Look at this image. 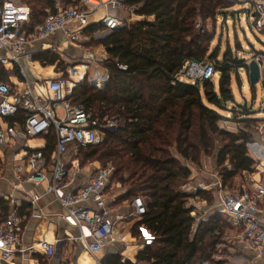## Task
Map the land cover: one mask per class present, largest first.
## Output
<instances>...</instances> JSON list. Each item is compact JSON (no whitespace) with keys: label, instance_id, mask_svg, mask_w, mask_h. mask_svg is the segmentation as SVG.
<instances>
[{"label":"trees","instance_id":"trees-1","mask_svg":"<svg viewBox=\"0 0 264 264\" xmlns=\"http://www.w3.org/2000/svg\"><path fill=\"white\" fill-rule=\"evenodd\" d=\"M26 2L31 8L26 23L30 29L58 4L56 0ZM124 4L131 6L136 17L125 27L97 38L105 30L102 22L92 21L84 29L90 37L88 46L105 49L101 65L109 79L103 89L80 82L70 102L83 105L93 117L115 119L116 126L101 143L79 147L77 158L82 167L88 162L114 167L113 177L125 187L118 200L141 196L145 202L146 212L134 222L132 233L139 237L137 227L143 225L156 238L137 252L136 262L119 252H107L101 264L214 262L212 256L230 226L213 211L193 230L196 217L189 199L205 197L211 204L212 198L207 191L189 193L181 186L190 178V165L202 166L204 156L216 154L215 166L226 189H232L237 176L256 170L257 161L245 143L253 138L261 120L252 116L249 106L235 102L232 90L233 77L239 79L241 68L247 73V65L230 49L219 57V47H211L216 19L226 16L234 0H124ZM208 21L213 24L211 33ZM33 60L53 65L60 55L49 49L35 50ZM203 60L214 64L219 75L216 84L214 80L191 83L180 79L186 62ZM119 64L126 69L118 68ZM12 76L18 77L17 68L8 70L0 64V81L13 83ZM220 111L231 112L232 123L239 125L237 131L221 126L224 115ZM24 116L20 110L1 120L20 124ZM53 144L51 131L45 149L48 156ZM0 202L5 213L10 206ZM29 212V203L24 201L20 214L27 218ZM34 258L39 264H49L46 256L34 254Z\"/></svg>","mask_w":264,"mask_h":264},{"label":"built area","instance_id":"built-area-1","mask_svg":"<svg viewBox=\"0 0 264 264\" xmlns=\"http://www.w3.org/2000/svg\"><path fill=\"white\" fill-rule=\"evenodd\" d=\"M244 1L249 5L241 19L248 22L249 29L263 32L264 0ZM70 2L66 6L57 4L52 11L47 9L43 21L30 29L26 25L31 12L27 4L0 0V52H3L0 54V64L16 67L19 77H15L13 83L0 81V150L21 142L15 147L14 159L17 163L10 184L13 189H18L24 182L33 187H42V192L26 191V202L30 206L29 218H43L39 202L44 194H51L61 207V212L53 215L78 231L77 236L61 234L55 235L52 240L43 238L24 244L22 234L27 228L28 217L20 214L21 203L18 199L0 193V200L10 206L4 213L0 202V264H23L24 260L34 254L52 258L57 256L61 244L67 240L77 242L91 255H95L119 238L117 223L126 217L138 220L146 212L143 197L135 196L128 202L127 215L115 214L113 203L125 192V187L113 177L114 167L110 164L100 166L97 162H88L82 167L77 158L79 147L101 143L106 133L116 126L115 119L93 117L83 105L70 102L74 88L84 80L98 89L105 87L109 79L108 71L101 65L105 49L102 55L88 51L87 59L82 61L68 62L60 58L54 66L56 75L42 78L39 82L42 96L34 91L27 64L33 61L35 44L44 43L46 38L58 31H61L65 43L80 41L85 27L100 10L104 11L99 19L105 26L103 32L125 27L133 16L131 6L125 5L124 0ZM119 8H126L129 15L122 18L114 14L113 11ZM45 47L41 46L38 50L47 49ZM245 49L250 51L248 46ZM254 51L242 56L238 53L237 57L246 65L250 60H255L259 65L260 80H264V53ZM89 61H95L93 69ZM118 68L124 70L126 66L119 64ZM178 75L180 79L194 83L213 80L218 72L212 62L203 60L186 62ZM59 107L61 112H58ZM20 110L25 112L20 124L15 122L10 125L1 120L12 117ZM231 117V112L227 111L221 125L226 127ZM51 131L54 133V144L48 156L45 149ZM257 132L259 139L252 138L246 141L245 146L248 154L255 161L261 162L264 161V120L257 127ZM30 140L42 143L32 146ZM80 173L87 174L86 182L71 189L74 178ZM215 184L220 192L219 213L230 225L239 229L238 238L246 247L263 254L264 224L258 213L264 199V185L241 184L230 190H222L220 181ZM210 186L201 181L188 191L196 193L197 189L206 190ZM89 203L92 206H87ZM137 230L144 246L156 238L143 225H139ZM197 264L215 263L205 261Z\"/></svg>","mask_w":264,"mask_h":264},{"label":"crops","instance_id":"crops-1","mask_svg":"<svg viewBox=\"0 0 264 264\" xmlns=\"http://www.w3.org/2000/svg\"><path fill=\"white\" fill-rule=\"evenodd\" d=\"M15 1V0H14ZM58 4H61L64 0H56ZM16 2V1H15ZM245 8L249 4H245ZM114 14L125 18L129 15L128 10L126 8H119L116 11H113ZM100 14V17H99ZM104 11L100 10L96 12L92 19V21H99V19L103 16ZM98 17V19H97ZM136 18V17H134ZM133 19V18H132ZM90 42V37L86 36V33L82 36L80 41H76L74 43H65L63 41V35L61 31H58L54 35L49 36L44 40V43L35 44L33 51L38 50L41 46H46L45 48L56 52L60 55V58H66V61L70 62L72 60H84L87 59V52L92 51L96 55L104 50L103 46L100 45L101 49L96 51L94 47L88 46ZM50 46V47H48ZM254 51V49H252ZM255 52V51H254ZM262 52V51H259ZM264 53V52H263ZM3 54V52H0ZM102 55V54H100ZM55 64L53 65H43L39 61L33 60L32 62L27 64L28 72L34 74V71L38 68V70L43 71L47 70V68L52 67V70L45 77H54L56 75ZM91 66V64H90ZM96 64L94 65V67ZM91 66V68H94ZM5 68L11 70V64L5 65ZM12 80H15V77H11ZM264 110L263 106H261ZM58 112H61V107L58 108ZM259 119L262 120L259 123L261 124L264 120V111L258 112ZM232 124V123H231ZM234 124V123H233ZM258 124V126L260 125ZM257 126V127H258ZM228 127V126H227ZM259 133L253 134V139H259ZM21 142H16L14 145H8L3 148L4 157L0 156V193L9 194L14 198L18 199L21 203V206L24 201H26V191H37L42 192V187H33L30 183H21V186L18 189H13L10 180L13 179L14 169L17 161L14 159L15 147H17ZM29 143L32 146H37L42 143L39 140H30ZM208 157V158H207ZM203 168L196 167L190 165L191 175L188 181H186L181 188L187 192L188 190L196 186L199 182L204 181L209 188L205 189H197L207 191L206 194L209 195V192L215 191L214 197L217 201V204L213 205L212 203H208L205 197L195 196L189 199L188 205L193 206L194 210L192 211V215L196 217L195 223L193 225V230L196 228L198 221L202 218L208 216L210 212L216 211L219 213V198L218 194L219 187L218 185H214L221 181L220 175L218 172V167L215 166L216 163V154L213 156H204ZM242 180H240L239 184H261L264 185V161L257 162L256 170L252 173L244 172L242 175H239ZM87 174L80 173L78 174L72 183L71 189H76L78 186H81L86 182ZM237 184V185H239ZM222 190H227L222 187ZM221 190V191H222ZM192 193V192H189ZM192 200H197L196 202H192ZM129 201L118 200L113 203V211L115 214H124L127 215L129 212ZM40 208H42V213L44 214L43 218L27 219V228L22 234V241L24 244H29L31 242H36L40 239L52 240L55 235L61 234H70L77 236L78 231L76 228L68 226L64 223L60 218L55 217L53 214H59L61 212V207L58 202L54 199L51 194H44L39 202ZM87 206H92V203L87 204ZM259 218L264 224V199L261 201L259 205ZM30 213V212H29ZM220 214V213H219ZM221 215V214H220ZM222 217V215H221ZM130 217H126L124 220L117 223L116 230L120 234L119 238H117L114 242L106 245L102 253L100 255L95 254L91 255L87 250H85L80 244L75 241H64L59 248V252L57 256H54L49 259V264H60L61 261H68L69 264H101V258L107 252H120L124 258L131 260L132 262H136L135 255L137 252L144 247L142 245L141 240L138 236H134L132 233V226L136 219H129ZM230 230L221 238L220 243L217 247L221 245L224 247V253H222V257L215 259L214 256L212 258L215 260L216 264H264V253L259 254L256 250L246 247L239 240V229L230 224ZM136 231V230H135ZM224 255V256H223ZM38 260L34 258V255L28 257L23 261V264H38Z\"/></svg>","mask_w":264,"mask_h":264},{"label":"rangeland","instance_id":"rangeland-1","mask_svg":"<svg viewBox=\"0 0 264 264\" xmlns=\"http://www.w3.org/2000/svg\"><path fill=\"white\" fill-rule=\"evenodd\" d=\"M15 1L20 2V3L22 2L27 3L26 0H15ZM70 3H71L70 0H67V2L63 3V5L66 6V5H69ZM245 4L246 3L244 0H234V5L226 13V16L219 15L216 19L215 26H214L215 27L214 28V38L211 42V47L213 48L219 47V57L222 55L223 51L228 50V49H230L233 54H236V56L238 53L241 56L247 55L251 51H253L252 49H254L255 51L264 52V31L257 32L253 28L249 29L248 22H244L241 19L243 13L246 12ZM99 17H100V14H99ZM132 18H134V16H132ZM206 28L209 33L212 32L213 30L212 21L207 22ZM102 35L104 34L103 33L96 34V38ZM247 46L249 47L250 51L245 49ZM92 47H94L96 51L101 49L100 45H92ZM100 54H104V50H102L99 53V55ZM89 63L91 64V66L94 67L95 61H89ZM50 70H52V67H49L47 68V70H43V71H40L37 68L36 71H34V74L33 73L31 74L29 72L30 78L33 83L34 91L41 94V96H42V92H40L41 89L39 88V82L41 81L43 76L48 75ZM239 72H240L239 79H235V77H233V84H232V90H233L235 102L238 104H246L247 106H249L253 112L252 116L254 118H258L259 115L257 113L264 111L261 107L263 106L264 108V80L263 79L259 80V82H257L254 85V90L252 92L251 90L252 85L248 81V76H247L245 69L241 68ZM218 77L219 75L213 79L215 84L217 83ZM226 113L227 111L226 112L220 111V114L222 115ZM231 123L232 121H230L229 124L227 125L228 128H231L237 131V128H239V125L237 123H234V124L233 123L231 124ZM254 133H256V131H254ZM0 156L4 157L3 149L0 150ZM202 162H204V158ZM200 167L203 168V166H200ZM240 180H242V178L240 176H237L235 178L233 187L238 186L237 184H239ZM230 189H227V190H230ZM214 194H215V191L214 193L210 191L208 196L212 198L211 203L213 205L214 204L216 205L217 201L215 200ZM196 201L197 200H192V202H196ZM129 219H134V218L130 217ZM223 220L227 224H229L224 218ZM100 253H102V251L97 252L96 254L100 255ZM222 253H224V247L221 245L220 247H217L213 256L215 257V259H218L219 257H222Z\"/></svg>","mask_w":264,"mask_h":264},{"label":"water","instance_id":"water-1","mask_svg":"<svg viewBox=\"0 0 264 264\" xmlns=\"http://www.w3.org/2000/svg\"><path fill=\"white\" fill-rule=\"evenodd\" d=\"M111 32V30L102 32L104 34H108ZM247 76L248 81L251 85H255L260 80V71H259V65L255 60H250L247 64Z\"/></svg>","mask_w":264,"mask_h":264}]
</instances>
